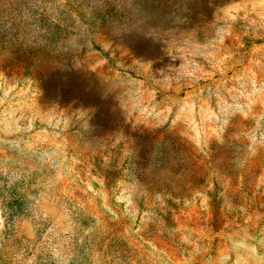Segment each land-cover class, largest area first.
Segmentation results:
<instances>
[{
	"label": "rangeland",
	"instance_id": "obj_1",
	"mask_svg": "<svg viewBox=\"0 0 264 264\" xmlns=\"http://www.w3.org/2000/svg\"><path fill=\"white\" fill-rule=\"evenodd\" d=\"M0 264H264V0H0Z\"/></svg>",
	"mask_w": 264,
	"mask_h": 264
}]
</instances>
